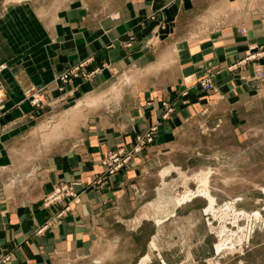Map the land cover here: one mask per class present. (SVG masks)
Masks as SVG:
<instances>
[{
  "label": "crops",
  "instance_id": "crops-1",
  "mask_svg": "<svg viewBox=\"0 0 264 264\" xmlns=\"http://www.w3.org/2000/svg\"><path fill=\"white\" fill-rule=\"evenodd\" d=\"M71 1H54L55 14L44 5L55 15L59 38H26L20 44L12 41L15 25L10 19L23 6L35 7L38 1L10 4L5 0L0 7V64L6 65L0 74L1 92L6 94L0 107V157L9 156L6 144L22 132L31 112L55 111L71 97L112 92L117 82L119 97L90 109L75 138L52 141L42 155L38 195L12 199L8 189L0 194V264L68 260L86 254L94 239L132 238L147 222L158 228L146 243L152 249L155 239L161 253V228L175 220L183 205L174 208L175 213L161 225L146 213L124 215L123 204L137 205L131 191L148 171L146 151L135 155L133 167L114 174L104 164L106 152L132 147L137 135L152 128L157 130L151 143L168 137L170 127L183 124L216 97L200 85L207 75L222 91H229L264 72V0H120L97 9L86 0H77L76 6ZM154 14L163 28L156 30ZM150 38L152 43H147ZM249 52L257 53L256 58L248 57ZM83 61L87 71L100 70L90 79L59 80L68 68ZM137 70L143 75L126 82L125 73ZM30 89L40 97V106L27 99ZM62 183L73 185L79 201L72 202L76 197L71 196L43 206L39 200ZM69 202L71 209L58 217ZM117 228L127 234H118ZM8 254L10 260L4 261Z\"/></svg>",
  "mask_w": 264,
  "mask_h": 264
},
{
  "label": "rangeland",
  "instance_id": "rangeland-1",
  "mask_svg": "<svg viewBox=\"0 0 264 264\" xmlns=\"http://www.w3.org/2000/svg\"><path fill=\"white\" fill-rule=\"evenodd\" d=\"M8 1L13 4L18 0ZM35 1H38L35 7L33 4L25 5L10 19L16 26L14 32L13 29L10 30L13 32L12 41L15 44H20L26 38L38 41L49 37L59 38L62 35L53 25L55 15L44 10L46 5L54 13L56 0ZM86 1L97 9L108 1L113 3L120 0ZM4 3L5 0H0L1 8ZM70 3L76 6L79 1L72 0ZM151 18L157 23L156 30L163 28L162 21L155 14ZM24 23L30 26L23 27ZM152 41L153 38H150L147 43ZM86 66L85 61L71 66L66 70L69 73L68 79L62 80L61 75L59 80L66 83L79 76L90 79L100 70L97 68L87 71ZM5 69L6 67L0 74ZM140 73L141 70L132 75L125 73V81L132 82L134 77L143 75ZM206 79L210 80L211 89H204L202 84L205 79L200 81V85L216 97L203 103L202 111L192 115L183 124L170 127L168 137L149 143L141 150L146 151L148 171L142 173L138 180L141 184L137 188L133 187L131 191L138 198L137 205L126 202L121 206L124 215L142 212L147 216L151 215L157 222V218L164 217L177 207V199L193 191L192 202L184 203L178 216L173 218L175 220L161 228V253L157 244L149 249L146 243L158 228L157 225L147 222L139 230V234L132 238L94 239L86 254L68 257V260L62 259L63 261L54 259L52 264H144L142 259L147 254L150 255L147 264H264V72L256 73L247 78L245 84L229 91L218 88L211 75H207ZM117 84L112 92L87 96L84 99L71 97L68 103L60 104L55 111L31 112L29 118L25 119L22 132L12 136L6 144L4 151L9 152V156L0 157V194L4 195L5 189H8L12 199L20 195L25 198L38 195L41 188L38 177L44 159L43 153L56 139L68 136L69 141L75 138L81 124L91 112L90 109L118 98L120 87ZM1 87L0 79V94L3 97L0 107L6 98ZM26 92L30 103L35 107L40 106V97L34 95L31 89ZM90 99L97 101L92 105L87 102ZM134 163L135 161L128 168L133 167ZM204 175L209 178L208 190L216 200L215 214L206 211L209 200L199 192L203 187L201 179ZM52 190L53 187L39 200L43 206L64 201H47ZM79 197L77 195L71 201L76 203ZM71 204L69 202L64 206L57 216L62 217L71 209ZM227 204L231 206V210H227L226 214ZM4 210L7 213L11 211ZM255 212H259L257 217ZM225 226L226 233L222 234L229 236L228 242L233 241L235 246L231 247L229 244L218 252L216 246L222 238L220 232ZM43 228L45 227L40 231ZM117 233L125 235L127 231L117 228ZM10 258V254L5 255L4 261Z\"/></svg>",
  "mask_w": 264,
  "mask_h": 264
},
{
  "label": "built area",
  "instance_id": "built-area-1",
  "mask_svg": "<svg viewBox=\"0 0 264 264\" xmlns=\"http://www.w3.org/2000/svg\"><path fill=\"white\" fill-rule=\"evenodd\" d=\"M260 54V53H259ZM264 54V50L262 51ZM257 53L251 54L248 53V57L256 58ZM5 64L0 65V72L5 68ZM69 73L66 71L63 76L62 80H67ZM203 87L204 89H211V82L210 80H203ZM3 102V97L0 94V103ZM154 140V128L146 133L145 135H137L136 141L132 147H121L119 149L111 150L104 158V164L108 167V173L112 174L123 167L129 166L135 155L140 152L146 145L153 142ZM76 197L75 190L73 185L68 183H62L58 185L53 192L48 197L47 201L55 202L61 201L65 197Z\"/></svg>",
  "mask_w": 264,
  "mask_h": 264
},
{
  "label": "bare ground",
  "instance_id": "bare-ground-1",
  "mask_svg": "<svg viewBox=\"0 0 264 264\" xmlns=\"http://www.w3.org/2000/svg\"><path fill=\"white\" fill-rule=\"evenodd\" d=\"M102 99H103V97H102ZM97 101V99L95 100V99H90V100H88L87 102L89 103V104H91L92 103V105H93V103H95ZM103 101V100H102ZM99 103V101L96 103V104H98ZM87 105V104H86ZM95 105V104H94ZM61 125V124H60ZM55 129V128H54ZM60 129V128H59ZM60 130H58V132H59ZM201 182H202V185H203V187H202V189H199L200 191V193H202L201 195H204L208 200H209V206L206 208V211L207 212H209V211H212V213L213 214H215V207H214V205H215V202H216V200H215V197L214 196H212L211 194H210V192H209V190H208V184H209V178H208V176L206 175H204L203 177H202V179H201ZM194 193H193V191H190V192H187V194L185 195V196H183V197H181V198H179V199H177V202H176V204H177V206H181V205H183L184 203H186L187 201H191L192 199H193V195ZM230 212V210H231V206L229 205V204H227V206H226V214H227V212L228 211ZM217 212V211H216ZM170 213H175V210H173V211H170V212H168L167 214H165V216L164 217H161V218H157L158 220H157V222H158V224H161V223H163L164 222V219H166V217H168L169 216V214ZM217 214V213H216ZM244 214H247L246 212H244ZM224 215V214H223ZM259 215V212H255V216L257 217ZM214 216H216V215H214ZM224 218V217H223ZM238 219V217H235V219ZM236 222V221H235ZM238 223V222H237ZM226 227V226H225ZM224 227V229L220 232L221 233V240H220V242L217 244V246H216V248H217V250H218V252L219 251H221L222 249H224L225 247H227V246H229V244H230V246L232 247V246H235L234 245V242L233 241H230V242H228L229 240H230V237L228 236V237H225V236H223V234L222 233H226V229H227V227L225 228ZM156 241H154V240H152V242H151V245H152V247L154 248V247H156V243H155ZM234 248V247H233ZM148 260H150V255L149 254H147L143 259H142V263H144V264H147V262H148Z\"/></svg>",
  "mask_w": 264,
  "mask_h": 264
}]
</instances>
